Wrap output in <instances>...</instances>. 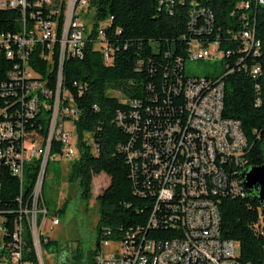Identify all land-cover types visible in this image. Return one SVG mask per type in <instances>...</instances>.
Instances as JSON below:
<instances>
[{"label": "built area", "instance_id": "built-area-1", "mask_svg": "<svg viewBox=\"0 0 264 264\" xmlns=\"http://www.w3.org/2000/svg\"><path fill=\"white\" fill-rule=\"evenodd\" d=\"M193 4L191 26L202 17L210 25L214 21L213 12ZM262 5L264 0H243L237 4L244 26L236 36L243 53L236 65L249 71L255 79L259 78L262 65L248 66L245 60L249 56L258 57L262 52L263 42L257 35V10L251 11ZM91 9L90 0H0V15H7L0 20V28L7 27L0 29V59L10 64L4 76L0 75V164L8 167L21 183L17 215L21 216V223H14L10 241L0 242V264H35L24 262L28 245L23 223L33 224L42 247V236L48 240L42 229L49 209L47 204L38 203V184L46 178L51 160L59 156L72 163L78 157L77 131L67 130L65 124H75L79 109L74 96L61 95V88H67L66 61L85 56L93 26L88 27L83 13L90 15ZM106 25L104 21L103 25L99 24L94 48L101 51L106 64H111L114 51H102ZM204 30L199 29V33ZM188 54L186 60L178 61L186 72L189 59L212 58L222 61L225 72L216 77L180 74L175 79L176 85H168L162 93L163 106H159L161 96L156 95L150 105H144L141 100L127 101L133 110L129 114L118 113L126 131L136 135L145 127L142 150L130 151V145L126 149L131 163L142 159L140 171L148 179L149 191L156 197L148 228L173 223V229L180 235L152 239L141 230L107 228L95 255L96 264H141L143 248H150V264H245L236 253L238 244L221 236L219 207L220 196H229L230 192H238L242 197L248 195L243 171L252 166L246 156L249 141L241 122L223 115L225 77L236 68L226 57L233 51L222 50L218 41L205 45L193 39ZM74 85L79 94L85 90L81 82L76 81ZM257 88L260 89L258 84ZM174 91H182L185 100L182 105L177 106L173 101ZM261 102L258 97L257 104ZM153 105L157 108L153 109ZM140 109L147 118H153L152 127L151 121L142 125ZM41 116L48 123L44 131L42 125L34 128L33 124ZM217 145H225L226 161L217 160ZM34 161L39 166L34 193L29 202L24 203L25 171ZM139 168L134 164L133 171ZM233 174H241V181H233ZM209 177H217V190H209ZM140 194L145 195L144 191ZM262 207L252 224L258 235L264 234ZM0 217L5 215L0 213ZM50 221V229L60 224L58 215H52ZM111 247L113 250L107 252ZM37 259L39 264H44L43 247Z\"/></svg>", "mask_w": 264, "mask_h": 264}, {"label": "trees", "instance_id": "trees-1", "mask_svg": "<svg viewBox=\"0 0 264 264\" xmlns=\"http://www.w3.org/2000/svg\"><path fill=\"white\" fill-rule=\"evenodd\" d=\"M241 1L243 0H90L95 12L91 40L83 58L66 61L64 75L67 88H61V91L74 96L79 109V116L75 121L79 157L70 165V183L79 187L84 198H90L93 195L94 177L101 173L110 177V183L97 197L100 206L98 248L102 233L107 228L114 231H120L121 227L124 230H141L142 234L147 232V237L152 239H169L180 235L179 231L173 229V223L148 228L156 197L149 191L148 179L140 171L142 159L131 163L126 149L130 145V151L142 150L145 127L138 130L136 135L126 131L120 124L118 113L129 114L133 110L127 101L141 100L144 105H150V100L156 95L161 96L159 106H163L162 93L168 89V85L175 84L177 76H190L179 67L178 61L188 58V49L193 39H198L205 45L218 41L222 50L233 51L230 57H226V61L236 65L243 56L240 51L242 44L236 38L244 26L237 8ZM193 3L213 12L214 21L210 25L202 17L197 20L196 25L191 26L190 15L195 6ZM256 10L257 35L263 42L262 52L258 57H247L245 63L248 66L260 63L262 72L255 79L249 71L236 65L235 71L225 77L223 111L224 117L241 122V128L249 141L246 156L252 166L264 162V5L251 11ZM6 16V13L0 15V20ZM102 21L107 22L104 27L106 39L102 41L107 45L108 53L114 51L111 64H106L101 51L94 48L99 23ZM5 28L7 27L0 29ZM204 28L199 33V29ZM9 67L10 64L1 58V77ZM76 81L85 85L82 94H79L74 85ZM112 91L120 92L122 97L113 95ZM258 97L262 99L260 104H257ZM173 101L177 106L184 103L182 91L173 92ZM155 106L153 105V109L157 108ZM164 112L168 113H162ZM142 114V125L151 121L152 127L153 118H147L143 111ZM33 124L34 128L42 125L44 131L48 123L41 116ZM86 134H90L95 142L94 152L85 140ZM134 164L140 166L136 172L133 171ZM38 171L36 161L26 167L24 203L30 200ZM235 178L239 179L238 174H233V179ZM257 189L245 197L236 192L219 197L221 236L238 244L239 258L245 264H264V234H256L252 227L260 208H263ZM209 190H217V186ZM141 191L145 195L140 194ZM20 195V180L8 167L0 164V213L5 215L0 217L3 220V242L11 240L20 208ZM46 204L50 214L47 199ZM63 210L60 208L53 215H58ZM28 229L27 227L25 233L28 250L24 259L39 264L32 249V233ZM52 242L49 237L45 240V236H42V247ZM96 254L97 249L90 252L88 261L82 253L69 256L71 264H96Z\"/></svg>", "mask_w": 264, "mask_h": 264}, {"label": "rangeland", "instance_id": "rangeland-1", "mask_svg": "<svg viewBox=\"0 0 264 264\" xmlns=\"http://www.w3.org/2000/svg\"><path fill=\"white\" fill-rule=\"evenodd\" d=\"M83 19L87 20V25L91 29L94 25V10L91 9L90 15H85ZM99 24L103 25V21ZM103 40V39H102ZM102 41V50L105 48ZM97 47H100L97 43ZM215 48V47H214ZM187 73L191 76H211L216 77L224 72V65L218 58L191 60L186 62ZM113 95L122 97L118 91H112ZM65 128L75 133L76 125L74 122H67ZM75 141V148L78 152V134ZM85 140L95 151V142L90 134L85 135ZM71 162L67 159L56 157L55 160L49 162L45 183H44V198L49 203L50 214L42 231L53 240L50 245H43L44 264H60V257L63 253L77 254L82 253L85 260L88 261L89 253L99 250L98 240V222L100 218V206L97 199L98 195L108 186L109 181L105 180L108 176L101 173L93 179V195L90 198H84L77 185L71 184L68 179V171ZM63 208V211L58 212L60 224L50 229L51 217L58 209ZM3 237V231H0V240ZM236 253H239V247H235ZM107 252L113 250V247L106 249ZM66 258V259H65ZM62 257V260L71 264L70 256Z\"/></svg>", "mask_w": 264, "mask_h": 264}, {"label": "bare ground", "instance_id": "bare-ground-1", "mask_svg": "<svg viewBox=\"0 0 264 264\" xmlns=\"http://www.w3.org/2000/svg\"><path fill=\"white\" fill-rule=\"evenodd\" d=\"M106 45V44H105ZM103 51L105 53H108L107 45L105 48H103ZM61 95L69 96L67 93H62ZM217 160L218 161H226V153H225V145H217ZM239 179H233V181H241V174H238ZM25 181H23V184ZM44 183L45 178L41 179L40 184H38V203L45 204V198H44ZM217 186V177H209V188L216 187ZM32 193H34V187L32 190ZM238 193V192H236ZM15 223H21V216H18ZM29 228L28 230L32 233V242H33V248L34 253H36L37 258L42 255V247L41 244H39V234L38 231H36V228H33L32 223H23V232L24 235L26 233V228ZM0 231H3V237L0 240V242H3L4 239V229H3V220L0 219ZM32 244V243H31ZM32 246V245H31ZM26 251H24V257H25ZM26 258V257H25ZM141 258H143V262L141 264H150V248H143V251H141ZM24 262H32L31 260H25Z\"/></svg>", "mask_w": 264, "mask_h": 264}, {"label": "water", "instance_id": "water-1", "mask_svg": "<svg viewBox=\"0 0 264 264\" xmlns=\"http://www.w3.org/2000/svg\"><path fill=\"white\" fill-rule=\"evenodd\" d=\"M243 180L248 195L258 188L257 195L264 206V162L261 165L251 166L249 169L244 170Z\"/></svg>", "mask_w": 264, "mask_h": 264}, {"label": "crops", "instance_id": "crops-1", "mask_svg": "<svg viewBox=\"0 0 264 264\" xmlns=\"http://www.w3.org/2000/svg\"><path fill=\"white\" fill-rule=\"evenodd\" d=\"M109 178H110V177H109V176H107L105 180H108V181H109ZM65 256H69V255H68V253H63V254H62V257H64V258H65Z\"/></svg>", "mask_w": 264, "mask_h": 264}, {"label": "flooded vegetation", "instance_id": "flooded-vegetation-1", "mask_svg": "<svg viewBox=\"0 0 264 264\" xmlns=\"http://www.w3.org/2000/svg\"><path fill=\"white\" fill-rule=\"evenodd\" d=\"M66 259V258H65ZM60 264H68L66 261H64V260H62V255H61V257H60Z\"/></svg>", "mask_w": 264, "mask_h": 264}]
</instances>
